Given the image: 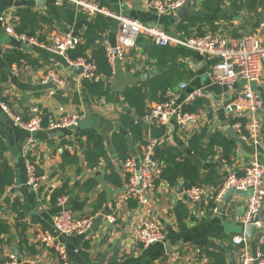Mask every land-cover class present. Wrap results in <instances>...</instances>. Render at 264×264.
Listing matches in <instances>:
<instances>
[{
  "label": "crops",
  "instance_id": "1",
  "mask_svg": "<svg viewBox=\"0 0 264 264\" xmlns=\"http://www.w3.org/2000/svg\"><path fill=\"white\" fill-rule=\"evenodd\" d=\"M95 1L113 14L159 25L172 34L189 36L194 31L199 34L212 31L239 37L255 31L264 45V6L250 9V0L242 3L239 0H187L191 9L202 13L197 18L203 21H192L194 16L178 17L174 11L159 14L139 0ZM70 10L76 17L79 13L86 15L72 3L59 0H0V90L4 99L25 119L33 115L34 107L42 114L47 112L57 117L72 112L84 116L76 129L44 128L30 132L15 126L0 109V137L6 145L4 159L15 173L12 186L0 195V264H9L11 256H15L18 264H59L57 253L42 245L39 237L43 230L54 231L53 217L64 208L79 215L95 216L88 233L61 237L70 264H211L214 252L222 254L226 264H241L242 247L233 242V237L244 231L241 218L248 194H235L222 204L223 195L217 199L219 187L203 180L213 171L219 175V180L223 176L226 178L229 171L243 175L254 154L252 143L242 139L233 129L234 113L225 109L226 103L237 96L242 83L230 92L212 80L211 67L215 59L209 60L191 49L174 46L179 51L178 62L184 67L172 88L178 89L182 82L187 83L179 93V100L198 88H203L205 94L190 105L195 107L196 122L184 127L176 121L165 125L166 133L156 149L158 160L166 166L162 156L165 150H171L173 155L192 153L189 140L203 127L210 133L218 131L234 139L236 147L226 157L223 148L215 146L214 154L201 161V179L206 191L199 201L187 199L181 178L174 185L162 178L151 201L139 209L135 201L123 198L128 176L123 170L124 161L112 144V135L124 131L130 144L129 157L141 156L143 143L134 140L129 129H123L121 116L131 112L147 130L145 139L151 126L161 124L145 121L135 114L124 93L128 87L140 86L166 68L162 69L158 58L152 56L155 44L142 37L125 53L124 59L117 62L112 75L102 77L110 90L107 95L98 97L85 83L84 72L76 73L66 57L42 47L24 48L23 43L6 32L7 25H13L17 31L25 23L23 33L50 43L55 34L66 32L67 25H71L83 43L84 28H76L70 21ZM23 12H27V19L22 18ZM116 29V25L108 26L102 32L101 41L106 48L115 46ZM91 54L92 50L88 49V58ZM49 73L66 85L47 86L52 83L45 82ZM252 87L264 99V77L261 82L252 83ZM159 101L157 97L149 98L148 110ZM84 128H93L105 139L106 157L97 163L88 164L86 160L88 141L81 135ZM65 145L73 148L67 150ZM259 159L264 164V128ZM197 160L200 161L198 157ZM28 161L35 164L37 174L43 177L39 189L28 183ZM91 183L93 185L88 187ZM61 190L64 192L58 194ZM60 196L68 197L64 206L58 204ZM14 199L19 202L15 207ZM110 217H114V221ZM145 217L160 222L167 236L164 242L145 247L135 240V228ZM6 226L9 231L4 232L2 228ZM260 226L264 229V207ZM248 244L251 254H256L258 248L262 250L264 231L249 236Z\"/></svg>",
  "mask_w": 264,
  "mask_h": 264
},
{
  "label": "built area",
  "instance_id": "2",
  "mask_svg": "<svg viewBox=\"0 0 264 264\" xmlns=\"http://www.w3.org/2000/svg\"><path fill=\"white\" fill-rule=\"evenodd\" d=\"M29 1V0H15ZM42 1V0H34ZM72 3L75 7L83 10L90 18L97 14H104L117 21V40L113 47L106 48V55L112 66L113 72L118 61L124 59L125 53L134 48L141 37H144L158 46H178L191 49L201 56L212 60L211 77L215 83L225 86L230 92L238 89L242 83L237 96L232 97L226 103L225 109L234 113L233 129L244 140H248L254 146V154L249 158L244 174L238 175L229 171L226 178L219 187L220 197L229 189L235 188L245 190L248 194L245 210L241 218L244 225L242 234L233 237V242L242 247L241 264H264V253L258 248L256 254H251L249 248V236L245 229L249 224L260 226L262 222V211L264 207V164L259 159L260 148L263 147L264 128V99L252 87V83H259L264 77V45L260 42L259 35L255 31L246 32L239 37H231L226 33H214L212 31L199 34L194 31L189 36H181L169 33L159 25L144 24L139 19L116 15L102 7L95 0H59ZM150 9L159 14L174 11L183 6L187 0H139ZM229 2L228 0H224ZM245 0H239L240 3ZM2 21V18H0ZM6 32L21 43L42 47L58 55L66 57L72 66L82 65L83 76L88 79H100L101 75L96 73L97 66L94 62L84 58L73 61L68 53L76 49L82 38L74 34L73 27L67 25V31L55 34L50 43L42 42L37 36L23 32H17L13 25H7ZM45 82H52L57 88L64 87L65 81L57 78L53 73L47 75ZM187 87L182 82L178 89L168 88L164 99L156 102L145 114L143 119L151 123L168 125L176 121L182 127L197 121L196 112L185 110L186 106L192 105L205 92L203 88L189 92L182 100L179 93ZM52 93L55 90L51 91ZM0 109L4 116L12 123L30 132L49 129H61L66 127L79 128L84 116L79 112H72L57 117L49 114L47 126L43 125L42 111L38 107L33 108V115L25 119L11 108L8 101L3 97L0 90ZM158 138L148 135L146 143L143 144L141 156H131L123 162V170L128 176L127 184L123 192L125 200H133L139 209L145 207L150 201L165 165L157 158ZM72 145H65V149H72ZM28 183L35 189H39L43 177L37 174L34 163L28 161L26 165ZM203 184H195L185 189V194L190 202L199 201L205 194ZM67 196H60L58 204L64 206ZM94 215H79L71 210L63 209L53 217L54 231L43 230L40 234L42 245L52 248L59 257V264H70L66 245L61 240L62 236L72 234H86L92 228ZM114 221V217H110ZM135 240L143 246L148 247L156 243H162L167 236L163 226L154 218H143L135 228ZM9 264H18L15 256H11Z\"/></svg>",
  "mask_w": 264,
  "mask_h": 264
},
{
  "label": "trees",
  "instance_id": "3",
  "mask_svg": "<svg viewBox=\"0 0 264 264\" xmlns=\"http://www.w3.org/2000/svg\"><path fill=\"white\" fill-rule=\"evenodd\" d=\"M249 8L256 9L259 6H264V0H250ZM241 6V5H239ZM28 11V10H26ZM27 12L21 13L23 19H25V14ZM27 19V18H26ZM192 21H203L200 17L191 18ZM70 21L76 24V28H84L83 39L84 42L80 44L75 50H71L69 57L71 60H77L81 57L88 58V49L92 50L91 56L88 60L94 62L97 66L96 73L101 75L100 79H85V83L90 85V91L93 95L98 97L107 95L110 90V86L106 85L105 80L102 79L103 76L109 77L112 75L113 69L106 55V47L103 44L102 32L108 26L117 27V21L113 18L105 17L103 14H97L90 18L87 14L79 13L77 17L74 11L70 10ZM25 30V23H22L20 27L17 28V32H22ZM142 38V37H141ZM144 38V37H143ZM152 56L158 58V64L163 69L160 73L156 74L150 78L146 83L135 86L128 87L124 95L126 101L130 105V109L134 110L140 118H143L145 114L149 111L147 100L149 98H158V100L164 99V94L166 90L173 87L176 80L180 78L182 68L184 67L182 63H179V51L174 46H158L153 45ZM187 111L194 112L195 107L186 106ZM47 112H43V125L47 126L48 117ZM131 112H126L121 116V123L124 130L129 129L132 133V137L136 141L141 143H146L144 134L146 129L143 124L138 122ZM234 120V119H233ZM166 133L165 125H153L150 128V137L161 139ZM81 135L87 137L88 145L86 151V160L88 164L97 163L102 157H106L105 152V139L93 128H84L81 130ZM208 140L205 144V140ZM112 144L117 151L120 158L125 161L130 156V144L128 137L124 131L115 132L112 135ZM221 146L224 150L225 156L229 157L233 149L236 147V142L234 139L224 136L222 133L216 131L210 133L206 127H203L199 132H196L189 140V147L192 153L190 154H172L171 150L162 152L166 166L162 173V178L167 180L170 184H176L181 178L184 182L186 188L191 187L195 184H202L204 182H209L213 185L220 187L224 180V176L219 180V175L216 172L208 173L206 179L202 181L201 179V161L207 159L210 155L214 154L215 146ZM6 151V145L4 140L0 137V195L4 194L7 189L14 183L15 173L13 168L4 159V154ZM179 157V158H178ZM197 157L200 161L197 160ZM220 182V183H219ZM93 183L89 184L91 187ZM61 190L58 194L63 193ZM57 194V195H58ZM7 202L9 198L5 199ZM18 200L14 199L13 207L18 205ZM9 226L2 228L4 232L9 231ZM262 251L264 253V245H262ZM212 262L211 264H226L225 258L222 254L214 252L211 254Z\"/></svg>",
  "mask_w": 264,
  "mask_h": 264
},
{
  "label": "water",
  "instance_id": "4",
  "mask_svg": "<svg viewBox=\"0 0 264 264\" xmlns=\"http://www.w3.org/2000/svg\"><path fill=\"white\" fill-rule=\"evenodd\" d=\"M45 1V0H43ZM174 12L176 13V15L178 17H184V16H200L202 13L197 11V10H193L189 7V3L186 2L183 6L176 8L174 10ZM23 47L27 48V49H32L33 46L29 45L28 43H23ZM72 69L75 70L76 73H83L84 72V67L82 65H77V66H71ZM47 86L49 87H54L56 88V85H54L53 83H49ZM73 128H77L72 126ZM234 132V130H233ZM242 193H246L245 190H240V189H235V188H231L228 191H226L223 196H222V204L225 203L229 197L233 196V195H238V194H242ZM256 231H264L262 226H257V225H253V224H249L246 226L245 232L248 236L252 237L253 233H255Z\"/></svg>",
  "mask_w": 264,
  "mask_h": 264
}]
</instances>
